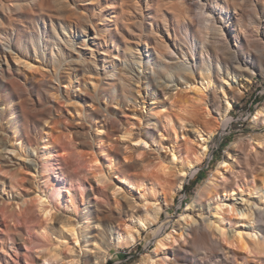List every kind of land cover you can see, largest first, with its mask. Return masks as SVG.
Instances as JSON below:
<instances>
[{
  "label": "rangeland",
  "instance_id": "rangeland-1",
  "mask_svg": "<svg viewBox=\"0 0 264 264\" xmlns=\"http://www.w3.org/2000/svg\"><path fill=\"white\" fill-rule=\"evenodd\" d=\"M221 4H228L227 8L222 9L225 11L224 13L235 17L241 15L245 24H248L250 18L249 8L234 6L226 0H201V3L200 0H0V67L2 68V72H0V109L4 108L5 103L10 100V104L14 105L18 111L17 117L21 125L29 132L31 131V138L35 139L38 134L40 137L44 135L51 143L58 158L67 156V153L73 149L72 152L81 153L89 164L86 170L88 176H86L84 187H78L76 190L71 187L69 191L62 189L57 196L50 199L48 193L52 192V187L56 181L54 173H48L41 169H37V171L35 169L36 172H34L29 166L24 165V161H28L31 157L35 158L36 153L30 152L27 147H20L22 140L19 135H17V140L14 139L12 136L14 130L7 126L8 117H5L0 124V135L7 139L6 142L8 141L7 150L5 149L7 152L4 150L1 154H4V156L9 155L11 158L10 166H6V169L9 172L12 171V174L14 173L12 182L16 186L11 189L13 194L7 195V187H5L7 185L4 183V186H1L3 185L2 177H8L11 174L4 167L3 172H0V197L5 198L6 203L11 205H13V197L22 199L19 205L24 209L31 208L32 204L37 201L35 196L38 195L43 200L45 199L46 203H52L50 205L52 207V218L50 217L51 219L49 218L46 221L48 227L55 224L58 226L59 224L56 223L57 216L65 215L70 221L75 224L78 223L76 224L77 228L89 225L98 229L99 226L78 219L81 213L84 212L81 208L88 204L87 192L93 186L100 188L105 194L102 193L100 196L102 199H97L105 203V213H114L117 209L121 210V215L116 224H119L122 229L127 227L129 211L128 207L124 205L125 196H132L133 200L155 198L159 201L163 197H167L169 187L175 182L174 169L181 165V160L185 158L186 154L192 153L198 147L194 136L195 128L201 127L203 129L204 122H211L212 120L207 117L204 118V105H201L202 102L197 101L185 89L180 92L179 89L185 85L179 86V91L173 98L168 99L169 94L164 95L158 92L159 95H156L155 100L151 99L153 98L151 95L152 87L147 85V79L145 75H142L140 68L136 64H131L130 53H139L144 64L147 59H149V63L155 64V51L159 44V38L177 43H183V40L185 43L189 40L200 42L198 31L204 21L201 18L202 14L199 12V6H210V8L221 10ZM252 4L260 6V4H263V0H253ZM234 11L237 13H234ZM260 12H262V9H260ZM260 15L263 14L260 13ZM262 19L264 20V16H262ZM230 27L232 29L231 35L237 36L239 29L234 19L231 20ZM94 31L99 32V35L94 37ZM55 33L58 34L60 39L68 38L75 45L71 47L63 44L62 41L54 38ZM231 41H233V38H231ZM39 48L43 50L42 55ZM16 56L18 59H22L21 61L27 62L30 69L15 62L14 58ZM114 57H118L119 62L117 59H113ZM58 60L62 61L59 62ZM125 61L128 67H132L141 76L140 83L135 80L138 78L135 75L129 81L131 87L133 86L131 93L124 92L118 78L119 70H125L121 64ZM250 71L253 72L252 77L246 75L250 81L244 80L245 77L242 78L245 89L239 97L235 98L232 110L228 114L229 124L227 126L230 125V128L226 132L228 133L230 130L231 133L225 134V128L221 133L214 135L209 142V151L206 158L187 177V180L184 179L185 183L183 182L182 188L164 208L159 222L152 228L142 231L140 239L132 246L116 247L112 245L107 251L105 264L139 263L144 254L155 248L158 235L153 236L152 230L161 225L159 236H163L172 229L178 215L187 203L195 198L198 186L215 170L219 161L223 158L226 147L235 141L244 150L248 139L264 136L263 126L254 124L249 119L246 121L243 119L251 103L254 105L256 102H260L257 107L253 106L252 112L264 105V94L259 96L261 92H264V71L261 67L253 65H250ZM159 73L162 76V72ZM14 83L21 84L20 89L12 87ZM47 83L50 86L53 85L54 90H50L51 92L46 91L43 86ZM83 90L92 93L95 101L85 103L81 100L79 96L82 95ZM124 93L129 98H126ZM131 94L137 97L136 102L132 101ZM179 98L182 102H186V105H193L186 110H182L183 107L180 109ZM170 99L172 100L170 101ZM134 103H138L137 110L142 109L139 103H144L142 104L144 107L142 109L143 113L148 114L150 112L149 114L154 117L157 115L156 117L161 122L160 125L163 126H161L160 133L153 131L150 128L153 123L147 121L139 112H131L129 107L134 108ZM97 107L105 115L107 110L115 112L120 120L122 131L115 132L112 135L113 137L107 136L104 133V128L99 124V119L93 118ZM121 109L124 112H121ZM39 115L43 117L40 118ZM150 123L152 124L150 125ZM251 124L255 127L257 133L250 138L247 137L246 131ZM82 128L83 130H81ZM80 130L88 135L89 145L80 146L81 144L78 141L80 134L77 133ZM102 130L103 132H101ZM123 131L146 136L147 146L143 148L142 145L129 143L127 137L123 139L121 136ZM170 144L177 151L178 161L169 162V159H166V153L169 150L166 147L171 146ZM39 145H43V143ZM12 146L13 149L16 148L15 152H11ZM61 147L62 149L65 147V149L62 150ZM118 147L121 148L119 152H117ZM19 148L20 152H18ZM241 149L237 154L236 170L233 178H236L237 182L239 181L242 191L239 189V195L227 196L225 199L226 204L223 205L225 207H221L222 221L217 223L225 228V232L222 237L219 236V240H221L219 241L221 244H219L236 253L240 257L239 262L243 260V262L260 263L263 253L259 252V246L249 244V241L252 243L251 235H248L249 231L247 230L249 223L246 224L247 219L238 213L244 211L245 206L250 207V203L260 201L255 189L261 188L260 192H264V156L262 153H252L244 157ZM65 152L67 153L65 154ZM19 153L23 155V158L19 156ZM127 163L132 165L124 167L128 165ZM161 165L166 169V176L158 177L156 173L161 171L158 169ZM198 172L202 174V178L196 182L195 178ZM99 173L105 178L107 177L109 183L114 185L118 191H116L117 189H114V191L105 188L104 184L94 181L93 174L99 175ZM89 199L96 200V196H91ZM207 201L202 199L201 203L206 206ZM243 205L245 206L243 207ZM19 207H16V209ZM252 207L255 209L256 206ZM253 208L252 210H254ZM9 224L13 225V222L11 221ZM211 226L216 229V225ZM175 227L177 229L179 226L176 225ZM3 228L4 226L0 225V259L5 263L7 258L8 263L13 264L15 263L13 258L18 261L17 256L28 254L30 250L25 248L17 237L14 238L15 248L10 246L11 241ZM177 231L181 230L177 229ZM213 231L217 233V230ZM234 231H240L242 234L240 236L241 241L238 240ZM53 237L50 236L52 238L51 242H53ZM111 237L109 236L107 242L110 241L109 243H111ZM60 240H58V243ZM181 241L182 238H176V244L173 243L172 248L179 246ZM80 242H82L81 238L76 247H79ZM62 244L59 246L60 248L67 243L63 242ZM85 245L84 249L88 253H93L94 249H98V246L94 245L91 240ZM91 246L95 247L91 249L92 252L87 248ZM59 247H57L58 251L61 250ZM172 248L168 250L165 263L159 258L160 261L158 262H162L160 264H167L171 260ZM207 251L206 248L198 247L191 250L188 256H193L195 260L205 256L206 262L198 263L197 260V263L194 262L195 264H214L213 260H209V252ZM181 262L180 264H190L189 260Z\"/></svg>",
  "mask_w": 264,
  "mask_h": 264
},
{
  "label": "bare ground",
  "instance_id": "bare-ground-1",
  "mask_svg": "<svg viewBox=\"0 0 264 264\" xmlns=\"http://www.w3.org/2000/svg\"><path fill=\"white\" fill-rule=\"evenodd\" d=\"M226 1L231 2L234 4V6L249 8L250 18L248 20V24H245V21L241 15H237L238 17H235L228 15V13H224L225 11L223 10L225 7L227 8L228 4H221V10H216L213 7L210 8V6L200 5L199 12L202 14L201 18L204 21L202 25L199 24L200 29L198 31V35L200 42L189 40L187 43H185L183 40V43H177L175 41H166L162 38H159V44L155 51V64L149 63V59H147L146 63L144 64V62L140 59L139 53H130L131 64H136L138 68H140L142 75H145L147 79V85L152 87L151 95L153 98L150 97L151 99L155 100L156 95H159L157 94L158 92L164 95L169 94V97H167L168 99L170 97L173 98L176 96L177 91L180 90L181 92V90L183 91V89H185L191 93L197 101L200 103L202 102V106L204 105V118L207 117L208 119L212 120L211 122L205 121L203 129L201 127L195 128L194 136L198 147L192 153L186 154L185 158L181 160L182 163L180 162L181 165L177 166V169H174L175 182L169 187L168 196L163 197L160 201L155 198H140L139 200L134 199V201L132 196L126 197L124 195V205L127 206L129 210L127 215V227L124 229H122L119 224H116L121 215V210L117 209L114 213H105V203L101 200H97L102 199L100 196L103 192L96 186H93L87 192L86 198L87 201H89L88 204L81 208V210L84 212H80L81 215L78 219L95 224L100 227L99 229L95 228V226L92 227L89 225H84L82 228H77L76 224L78 223L75 224L74 222L70 221V219L65 215H59V217L57 216L56 223L59 224L58 226L55 224L48 227L46 221L52 216V207H50L52 203H46L45 199L43 200V198L37 195L38 197L35 196L37 201H35L36 203L32 204L31 208L22 209V207L19 205V202L22 199L13 197V205L9 203L8 205L6 203V199L0 197V225L4 226L3 229L6 231L7 237L11 241V243L9 242V245L15 248L14 238L17 237V239L22 242V245L30 250L28 254L17 256L19 259L18 261L16 258H13L15 261L13 264H105L107 251L112 245L116 247L132 246L140 239L139 237L142 231L152 228L159 222L164 208L169 204L171 199L173 200L174 195L182 188V184L184 179H186L188 172L194 167L198 166L206 158L209 151L208 146L210 140L216 133H221L229 124L228 114L233 107L235 98L239 97L243 93V89H245L244 84H242V78L245 77L244 80L250 81L248 77H252L253 72L250 71V65L261 67L262 71H264V20L262 19V16H264V0L263 4H260V6L252 4L253 0ZM260 9H262V12H260ZM234 13L237 12L234 11ZM260 13L263 15H260ZM233 19L237 25V28L239 29L237 36L231 35L232 29L230 27V23ZM94 34V37H96L99 35V32L94 31ZM54 38L62 41L63 44L68 46L72 47L75 45L68 38L60 39L56 33L54 34ZM231 38H233V41H231ZM39 50L41 52L40 54L42 55L43 50H41V48H39ZM51 52L53 53V51ZM113 59L118 60L119 58L114 57ZM14 60L18 64H23L26 68L29 67L28 69H30L29 64L25 61H21L22 59H18L17 56L14 58ZM58 61L60 62L62 60ZM125 63L126 61L121 63L125 70H119L120 74L118 75V78L120 81V86L124 89V92L131 93L133 86L131 87L129 81H131L135 75L138 76V78L135 80L139 82L141 76L140 73L134 71L132 67H128ZM0 72H2L1 67ZM159 72H162V76L159 75ZM246 75L248 77H246ZM48 83L44 84V89L46 91L54 90L52 88L53 85L50 86ZM182 85L185 86L178 90L179 86ZM19 86H21V84H12V87L15 89H20ZM137 91L139 92L140 90ZM131 95L132 101L136 102L137 97L134 94ZM124 96L126 98L128 97V95L125 93ZM79 97L81 100L85 101V103L95 101L93 94L86 90H83L82 95ZM171 100L172 99H170V101ZM178 101L180 102V109L183 107L182 110H186L188 107L193 105H186V102H182L180 98ZM134 104V108L129 107L131 112H139L140 115L145 117L147 121L153 123V125L150 123L152 126H150V128H152L153 131L160 133L162 125H160L161 122H159L160 120L156 117L157 115L154 117L152 114H149L150 112H148V114L143 113L142 109L144 107L142 104L144 103H139V105L142 106V109L139 110H137L136 107L138 103ZM96 110V114L93 115V118L99 119V124L102 128H104V133H106L107 136L113 137L112 135L115 132L122 131V127L120 128L121 123H119L120 120L117 118L115 112L107 110L105 115L102 113L103 111L101 112V110L98 109V107ZM120 111L122 112L123 110L121 109ZM17 112L18 111L16 107L10 104V100L7 101L4 108L0 109V124L5 117H8L7 126L14 130L12 136L17 140V135H19L23 141H21L20 147H27L30 149V152L36 153L35 158L31 157L28 159V161H24L23 159L24 165L29 166L34 170V172H36L37 169H41L47 171L48 173H54L53 175L55 176L56 181L52 187V192L48 193L49 198L52 199L57 196L62 189L69 191L71 187H74L75 190L78 187H84L86 176H88V171L86 170L88 169L89 164L88 161L83 158L81 153L74 151L72 152V149L69 153L65 152V154L67 153V156L58 158L51 143L48 142L44 135L43 137H40L38 136V132V135H36L37 137L35 139L30 137L31 131L29 132V130L25 129V127L21 125L17 117ZM39 116L40 118L43 117L42 115ZM250 121L254 124L264 127V105H261L253 112V114L250 116ZM81 130H83V128ZM81 130L80 132L77 131L78 135L80 134L78 137V141L81 144L80 146L89 145L90 142H88V135L84 132H81ZM103 130L101 132H103ZM121 136L123 139L127 137V141H129V143L132 142L135 145H142L143 148L144 146H147V142L145 141L146 136L141 134L123 131ZM5 140L7 139H4L2 135H0V172L4 167L5 170L8 171L6 166H10V156H4V154H1L2 151L5 149L7 150L8 141L6 142ZM40 143H43V145H39ZM245 145L246 147L243 150L241 149L240 144L234 141L226 147L223 158L219 161L215 170L205 179L203 183L198 186L195 198L188 202L186 207L178 215V218L176 219L172 229L167 231L163 236H159L161 234V225L152 230L151 233H153V236L158 235L155 248H153V250L147 254H144L141 257L140 262H137V264L165 263L168 250L169 248H172L176 238H182V241L180 242L179 246L172 248V256L170 257L171 260L168 261L167 264H180V262L184 260H189L190 264L194 263L195 261L197 263V260L198 263L206 262L207 260L204 259L205 256L200 257L197 260H195L193 256H188L191 250L198 247L206 248L208 250L207 252H209V260H213L214 264H264V192H260L262 190L261 188L255 189V192L257 190L260 201L258 203H253L251 201L253 205L250 203V207L243 205V207L245 206L248 211L245 209L244 211H240V213H238L247 219L246 224L249 223L248 229H246L249 231L248 235H251L250 237L252 239V243H250L251 241H248L249 244L259 246V252H261V254L263 253V255H261V262L250 263L246 261L243 262V260L242 262H239L240 257H238V255L233 251L222 247L220 245L221 243L219 242L221 241L219 240V236L222 237L225 232V228L221 227V224H218V221H222L221 207L226 204L225 199L227 196H235L238 194V190L241 189V186L238 183L239 181L237 182L236 178H233L236 170L237 154H239L238 151L241 149L244 157L252 153H262L264 156V136L261 138L248 139ZM166 148H169L168 152L166 153V159H169V162H173L175 160L178 161L176 149L172 145L167 146ZM15 149H13L12 146L11 152ZM63 149H65V147ZM120 149L118 147L117 152H119ZM74 150L76 151L77 149ZM18 152H20V148L18 149ZM19 156L22 157L23 155L19 153ZM123 160L125 159L123 158ZM131 165L128 164L124 167ZM158 169L159 171L161 170L160 172L156 173L158 177L166 176V169L164 166L161 165ZM11 172L12 171L9 172L11 175L8 177H2L3 181L1 180L3 183L1 186H4V183L7 185L5 186L7 187V195L13 194L11 193V189H13L14 186L12 182L14 173L12 174ZM97 174H93L94 181L96 180V182L104 184L106 186L105 188L111 190L115 189V186L109 183V180L106 179L107 177L105 178L100 173L99 175ZM116 191H118V189ZM94 195L96 196V200L89 199V197ZM202 199L208 200L205 203L206 206L201 203ZM254 205L256 207L258 206L257 209L256 207L255 209L252 207ZM16 207L19 208L16 209ZM252 208L254 210H252ZM210 213L212 214L210 215ZM11 221L13 222V225L9 224ZM176 225L179 226L177 229H180L181 231H177L175 227ZM211 225H216V229H213L214 227L212 228ZM213 230H217V233H215ZM234 232L236 233L235 235L238 240H240V236H242L240 231ZM50 236H54L53 242H51L52 238H50ZM109 236H112L111 243H109L110 241L107 242ZM80 238L82 239V242H80L79 247H76ZM59 239L62 240H60L61 244L60 241L58 243ZM90 240L94 243V245L98 246V249H94V251L91 249L95 247H87L88 250H91V252L93 251V253H88L84 249L86 247L85 243ZM63 242L67 244L60 248L59 246L63 245ZM52 245L54 248H52ZM57 247H59L61 250L59 249L60 251H58ZM159 258L162 259V262H158L160 261ZM0 264H9L8 259L6 258L5 263H3L0 259Z\"/></svg>",
  "mask_w": 264,
  "mask_h": 264
},
{
  "label": "built area",
  "instance_id": "built-area-1",
  "mask_svg": "<svg viewBox=\"0 0 264 264\" xmlns=\"http://www.w3.org/2000/svg\"><path fill=\"white\" fill-rule=\"evenodd\" d=\"M263 94H264V92H261V93L259 94V96H262ZM252 102H253V101H252ZM259 103H260V102L258 101V102H256L254 105H252V103L250 104L251 108H250V106H249V109L247 110V112L245 113V117L243 118L245 121L248 120V119H249V121H250V116H251V114L253 113L251 109L253 108V106H254V107H257V105H258ZM231 110H232V109H231ZM249 123H250V122H249ZM228 128H230V125L226 127V129H225V134H230V133H231L230 130L228 131V133L226 132ZM246 132H247V133H246L247 137H250V138L252 137V135H254L255 133H257V132L255 131V127H254L252 124L249 126V129H247Z\"/></svg>",
  "mask_w": 264,
  "mask_h": 264
},
{
  "label": "trees",
  "instance_id": "trees-1",
  "mask_svg": "<svg viewBox=\"0 0 264 264\" xmlns=\"http://www.w3.org/2000/svg\"><path fill=\"white\" fill-rule=\"evenodd\" d=\"M197 166L194 167L188 174H187V177L194 171L196 170ZM187 177H186V180H187ZM202 178V174L200 172L197 173V176L195 178L196 182H198L200 179ZM185 180V181H186ZM185 183V182H184Z\"/></svg>",
  "mask_w": 264,
  "mask_h": 264
}]
</instances>
